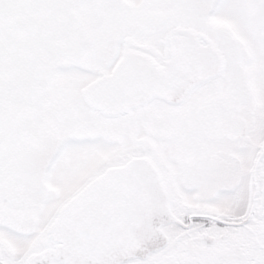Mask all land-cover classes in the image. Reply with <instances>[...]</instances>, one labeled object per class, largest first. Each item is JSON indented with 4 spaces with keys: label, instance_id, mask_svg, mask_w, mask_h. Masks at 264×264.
<instances>
[{
    "label": "snow or ice",
    "instance_id": "snow-or-ice-1",
    "mask_svg": "<svg viewBox=\"0 0 264 264\" xmlns=\"http://www.w3.org/2000/svg\"><path fill=\"white\" fill-rule=\"evenodd\" d=\"M0 264H264V0H0Z\"/></svg>",
    "mask_w": 264,
    "mask_h": 264
}]
</instances>
